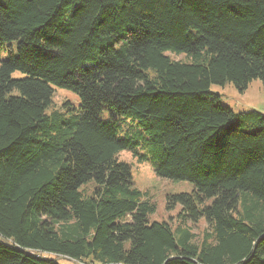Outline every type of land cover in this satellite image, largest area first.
<instances>
[{"label": "trees", "instance_id": "1", "mask_svg": "<svg viewBox=\"0 0 264 264\" xmlns=\"http://www.w3.org/2000/svg\"><path fill=\"white\" fill-rule=\"evenodd\" d=\"M254 79L264 0H0V264H264V113L211 88ZM126 149L194 184L168 207L201 239L149 221Z\"/></svg>", "mask_w": 264, "mask_h": 264}, {"label": "rangeland", "instance_id": "2", "mask_svg": "<svg viewBox=\"0 0 264 264\" xmlns=\"http://www.w3.org/2000/svg\"><path fill=\"white\" fill-rule=\"evenodd\" d=\"M12 45L15 49L17 45L15 40L12 41ZM10 49L9 44L4 46L2 49V58L6 59L9 57ZM167 54L174 59H186L184 53L176 54L168 52ZM18 74L19 73H17V75ZM211 88L220 94L221 102L224 105H228L236 112L248 111L255 108L264 113V86L260 79L252 80L248 88L244 91H240L230 82L224 85L213 84ZM66 100L70 101L75 107H79L81 103L80 96L76 92L55 86L53 101L47 111L50 112L52 109L60 107ZM102 118H109V113H104ZM123 131L124 130H122L121 133ZM117 157L120 160L130 163L135 186L144 192V198H148L155 203V210L149 214V221H167L174 228L185 225L191 228L196 239L202 238L204 232L209 227L205 218H201L196 222H182L181 217L178 216L181 211L180 204L175 205L171 209L168 207V195L178 192H192L194 189V184L192 182L158 176L154 171L152 158L140 160L138 156L129 149L121 150L117 154ZM93 187L94 181L92 180L90 183L82 186L81 189L82 191L86 190L87 192H91ZM211 201V199H207L206 203H210ZM48 255L54 256L60 264H78L75 260L63 255Z\"/></svg>", "mask_w": 264, "mask_h": 264}, {"label": "built area", "instance_id": "3", "mask_svg": "<svg viewBox=\"0 0 264 264\" xmlns=\"http://www.w3.org/2000/svg\"><path fill=\"white\" fill-rule=\"evenodd\" d=\"M94 264V263H92ZM96 264H113V263H109V262H101V263H96Z\"/></svg>", "mask_w": 264, "mask_h": 264}]
</instances>
